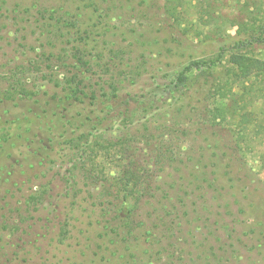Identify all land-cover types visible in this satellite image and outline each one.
<instances>
[{"label": "rangeland", "instance_id": "rangeland-1", "mask_svg": "<svg viewBox=\"0 0 264 264\" xmlns=\"http://www.w3.org/2000/svg\"><path fill=\"white\" fill-rule=\"evenodd\" d=\"M140 2L0 0V93L20 85L41 96L76 73L86 84L117 77L123 87L138 91L152 77L207 61L214 66L205 89L212 81L222 88L212 92L218 100L205 102L209 108L222 107V116L216 126L203 127L197 113H179L182 103L171 102L149 121L131 125L129 134L138 143L131 158L135 165L130 166L143 173L147 186L144 195L128 196L130 212H122L129 215L127 221L111 220L122 236L133 234L125 245L130 249L121 256L114 253L113 235L99 239L105 221L100 218L113 214L106 215L104 206H92L85 188L76 187L81 192L72 196L67 153L60 151L13 190L0 211V240L6 243H0V264L8 253H37L33 243L29 250L17 249L21 237L38 239L36 245L50 264H105L106 257L122 264H264V44L245 52L263 67L247 78L228 64L235 50L218 59L221 49L232 47V38L241 37V27L252 22L264 28V0H168L166 9H149L143 15ZM167 8L169 17L162 14ZM56 24L64 29L61 33L54 31ZM83 32L89 35L77 44ZM76 45L85 50V66L75 59ZM195 76L203 80L199 71ZM213 145L241 156L236 164L251 179L242 191L200 167L209 163ZM103 151L91 171L103 178L93 186L113 189L121 198L115 178L120 165L131 159L114 162ZM44 231L49 234L43 244L37 233ZM152 234L161 249L153 260L144 254ZM101 241H107L105 247L95 249Z\"/></svg>", "mask_w": 264, "mask_h": 264}, {"label": "trees", "instance_id": "trees-1", "mask_svg": "<svg viewBox=\"0 0 264 264\" xmlns=\"http://www.w3.org/2000/svg\"><path fill=\"white\" fill-rule=\"evenodd\" d=\"M65 1L70 3L73 0ZM104 1L124 2V0H102ZM133 1L129 0V2ZM139 1H141L139 4L144 6L142 11H138L140 15L148 14L149 9H166V4L169 3L168 0ZM149 2L152 3V7L147 6ZM165 9L162 14L169 17L171 13L168 12V8ZM55 26L57 27V24ZM241 28L242 30L237 32L241 37L232 38V47L221 49L218 59H222L224 52L235 50L229 55L228 64L238 69L242 77L247 78L254 69H263L262 63L247 56L245 52L255 45L264 44V28L260 26L257 29L252 22L249 27L245 25ZM62 29L57 27L54 31L61 33ZM88 35L87 32H83L79 38L81 41L77 44H82L83 39ZM75 49L76 61L85 66L86 61L83 59L85 50L77 45ZM167 51L171 52L170 49ZM213 66V62H192L173 74L152 77L150 82L142 85L137 89L138 91L123 87L117 77H110L107 81L94 85L86 84L78 77V73L65 81L58 82L52 93L44 92L41 96L29 94L25 89L22 90L20 85H9L5 92L0 93V211L8 202L13 190L34 178L37 171L50 164L60 151H64L67 153L68 168L73 177L68 179V184L73 190L72 196H78V193L85 188L87 198H91L87 200L93 201L92 206L98 205L97 207L100 208L104 206L101 209L106 215L113 214L110 219L100 218L105 221L99 239L104 237L108 239L113 235L111 240L114 243V253L116 256H121V252L126 248L130 249L125 245L129 242L128 238L133 239V234L123 232V237L122 232L118 230L120 227L112 228L111 220L113 218L114 221L121 223L127 221L129 215L126 214L130 212L127 210L128 196L134 193L144 195L147 186L143 173L140 174L130 166L135 165L131 158L136 157L138 143L136 135L129 134L130 127L139 121H149L159 114V109H162L165 103L171 102L182 103L177 110L179 113H197L196 117L200 118L203 127L216 126L214 123L218 116H222V107L209 108L206 102L210 99L218 100V95L212 92L222 86L212 81L210 87L205 89L207 83L205 78L210 77L209 71ZM196 71L201 73L203 80L195 76ZM136 82L132 84H137ZM58 88L60 89L57 90ZM183 99H185L184 103ZM204 102L206 104L202 106L201 103ZM111 139L114 141H108ZM216 148V145H213V148L209 149L211 151L209 163L200 167H208L213 179L222 177L232 184V188L240 189L248 186L251 179L242 170V165L241 167L237 165V161L242 160L241 156L239 158L238 153L222 152ZM99 151H103L105 159L110 157L114 162H120L121 158L124 161L125 158L131 159L120 165L121 170L115 178L117 192L122 194L121 198L113 195V189L108 191L100 185L101 189L96 190L93 186L101 184L100 180L103 178L102 175L97 177L91 172L95 169L94 163L100 155ZM202 172L203 175L209 174V171ZM76 187L82 189L75 191ZM125 211L127 213H122ZM37 234L44 244L48 231ZM134 238L139 241V238ZM147 238L148 249L144 254L148 255L147 259L153 260L161 251L158 247L160 241L153 234ZM37 240L28 242L21 237L19 241L21 246H17V249L29 250L30 243H33L37 253L31 254L26 251L21 257H17L16 252L8 253L4 264H50L49 258H46L40 247L36 245ZM1 242L5 243L3 239L0 240ZM106 243L107 241H101V246L95 249L102 250ZM118 263H113V259L106 257L105 264Z\"/></svg>", "mask_w": 264, "mask_h": 264}]
</instances>
